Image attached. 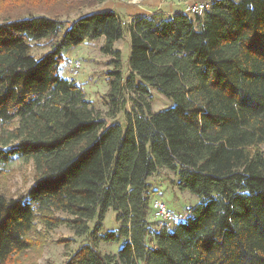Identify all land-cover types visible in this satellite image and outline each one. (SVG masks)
<instances>
[{"label":"trees","instance_id":"16d2710c","mask_svg":"<svg viewBox=\"0 0 264 264\" xmlns=\"http://www.w3.org/2000/svg\"><path fill=\"white\" fill-rule=\"evenodd\" d=\"M108 1L0 0V179L16 159L35 173L25 195L0 196V264H21L63 225L90 238L65 264H264V0H215L196 18H134L126 80L115 12L64 21ZM102 38L114 66L109 116L133 95L126 130L107 126L61 75L67 50ZM42 42L50 52L36 59ZM150 89L173 106L151 113ZM163 168L200 202L172 231L154 232L151 247L149 179ZM110 210L120 229L103 235ZM121 241L116 256L99 250Z\"/></svg>","mask_w":264,"mask_h":264},{"label":"rangeland","instance_id":"374dc122","mask_svg":"<svg viewBox=\"0 0 264 264\" xmlns=\"http://www.w3.org/2000/svg\"><path fill=\"white\" fill-rule=\"evenodd\" d=\"M130 1L137 3L138 0ZM203 1L211 2L212 4L215 0ZM110 2L122 3L121 0L108 1V3ZM178 2L187 3L182 0H178ZM106 3L96 8L85 6L68 18H64V21L68 23L66 28L81 17L88 16L99 9L110 8L112 4L106 5ZM121 20L125 29V36L122 40L117 41L114 49L122 53V72L124 80H126L130 74L131 40L129 28L132 20L127 18H122ZM44 44L45 42L34 44L33 55L36 59H40L42 55L50 52V47H45ZM104 46L105 39L102 38L96 42L85 43L67 50L64 54L65 61L61 66V75L68 80L75 81L82 87L86 100L91 102L95 109L99 111L101 117L106 121L107 126L119 125L126 130L128 127L127 114L133 112V106L135 105L132 101L133 95L127 94V106L123 112L116 117L109 116V107L107 104L109 100L107 94L110 86L108 80L109 73L114 70V66L110 64L112 57L103 53L102 49ZM75 62L81 66L79 74L76 76L71 74V66ZM139 82L140 80L137 79V83ZM138 101L140 102V100ZM147 102L150 106L151 113L160 112L173 106L172 101L154 89H150V97L147 98ZM5 170V175L0 179V196L19 198L25 195L35 184L33 163H25L23 160L16 159L6 166ZM178 181L177 174L166 168L161 169L149 179V198L151 202L148 223L151 234L147 238V242L151 247L154 245V232L162 230L165 227H168L172 231L178 223L188 218L190 209L200 202L199 198L190 192L180 191L175 185ZM155 199L164 201L174 214L176 219L171 224H163L155 218L152 209V202ZM57 216L65 219L70 218L67 214L63 213H58ZM95 225L96 220L89 223L90 231L94 229ZM120 225L118 222V213L110 210L105 216L102 234L116 232L120 229ZM39 230H42V226H39ZM41 238L42 241L39 243L38 248L28 253L27 256H24L21 264H32L34 262L37 264H65L79 249L90 243L88 236L77 237L73 229L66 225L60 226L47 235L43 233ZM62 240H67L68 243H60ZM124 244L125 241H121L120 243L100 242L98 247L101 253L116 256ZM67 245H69V248L66 247Z\"/></svg>","mask_w":264,"mask_h":264},{"label":"crops","instance_id":"0c3cea01","mask_svg":"<svg viewBox=\"0 0 264 264\" xmlns=\"http://www.w3.org/2000/svg\"><path fill=\"white\" fill-rule=\"evenodd\" d=\"M199 0H190L189 3H193ZM120 2H110L106 5H111L107 9H99L100 11L115 12L121 19L127 18L133 20L136 17H152L154 15H160L163 19H169L176 14H185L187 3H180L178 0H138L134 3L130 0H121ZM94 13V12H93ZM117 42L114 43V46Z\"/></svg>","mask_w":264,"mask_h":264},{"label":"built area","instance_id":"2783aa9c","mask_svg":"<svg viewBox=\"0 0 264 264\" xmlns=\"http://www.w3.org/2000/svg\"><path fill=\"white\" fill-rule=\"evenodd\" d=\"M189 2L190 0H182ZM211 8V2H206L203 0L189 3L185 10V15L192 18L203 17L207 11ZM81 66L79 63H73L71 66V74L76 76L79 74ZM152 209L156 219L161 221L163 224H171L176 218L164 201L155 199L152 202Z\"/></svg>","mask_w":264,"mask_h":264}]
</instances>
